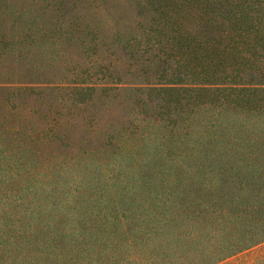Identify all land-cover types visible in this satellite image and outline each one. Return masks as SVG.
<instances>
[{"label":"rangeland","instance_id":"374dc122","mask_svg":"<svg viewBox=\"0 0 264 264\" xmlns=\"http://www.w3.org/2000/svg\"><path fill=\"white\" fill-rule=\"evenodd\" d=\"M229 41L234 58L221 53ZM225 64L264 72V0H0V125L26 112L27 128H40V115H48V125L66 131L62 146L35 143V150L58 156L5 154L4 163L16 162L6 172L22 176L33 210L110 205L106 198L121 182L134 184L135 155L120 164L116 147L136 153L144 143L142 135H129L140 116L135 105L146 99L138 83L197 81L206 72L223 78ZM125 210L122 223L133 211ZM46 219L54 220H35ZM118 238L109 247L96 241L90 252L91 237H72L70 264H176L178 254L187 261L200 247ZM97 249H104L101 263ZM263 257L264 246H257L215 264H264Z\"/></svg>","mask_w":264,"mask_h":264},{"label":"trees","instance_id":"16d2710c","mask_svg":"<svg viewBox=\"0 0 264 264\" xmlns=\"http://www.w3.org/2000/svg\"><path fill=\"white\" fill-rule=\"evenodd\" d=\"M221 53L234 58L231 41ZM251 70L225 64L223 78L206 72L197 81L138 83L136 91L146 99L135 105L140 116L129 135H142L144 143L136 153L116 147L120 164L135 155L134 184L121 182L106 198L111 204L96 209L33 210V196L19 184L22 176L6 172L16 162L4 163L10 159L5 154L33 151L51 159L57 153L35 150V143L62 146L66 131L60 123L48 125V115H40V128H27L26 112L1 124L0 264H70L72 237H91L90 252L96 241L115 243L112 237L179 243L183 249L200 243L198 255L182 262L187 256L178 254L176 264H215L264 246V83L258 79L264 72ZM115 195L126 204H115ZM125 209L133 210L125 216L128 223L119 218ZM40 216L54 220H35ZM103 250L97 249L100 263Z\"/></svg>","mask_w":264,"mask_h":264}]
</instances>
